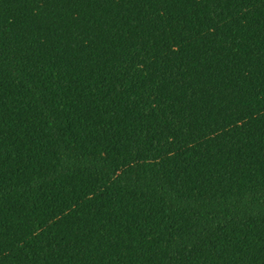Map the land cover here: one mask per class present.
Returning a JSON list of instances; mask_svg holds the SVG:
<instances>
[{
	"label": "trees",
	"instance_id": "trees-1",
	"mask_svg": "<svg viewBox=\"0 0 264 264\" xmlns=\"http://www.w3.org/2000/svg\"><path fill=\"white\" fill-rule=\"evenodd\" d=\"M0 264H264V0H0Z\"/></svg>",
	"mask_w": 264,
	"mask_h": 264
}]
</instances>
